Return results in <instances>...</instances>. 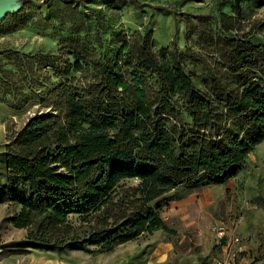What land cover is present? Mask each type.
<instances>
[{
	"label": "trees",
	"instance_id": "1",
	"mask_svg": "<svg viewBox=\"0 0 264 264\" xmlns=\"http://www.w3.org/2000/svg\"><path fill=\"white\" fill-rule=\"evenodd\" d=\"M186 1L200 0L174 4ZM226 4L238 14L234 0H212L208 14ZM218 16L219 70L197 76L174 44L152 53L147 35L138 47L122 40L111 58L96 60L85 45L68 48L70 58L42 54L35 67L17 52L0 53V102L13 111L31 101L39 107L0 150V202L19 206L8 222L25 230L16 244L108 251L144 232L172 231L160 212L184 188L235 175L264 138V42L251 20L237 32L240 19ZM43 67L56 81L36 84L32 71ZM74 73L86 74L79 89L66 79ZM71 214L84 230L70 225ZM256 252L250 263L264 264L261 234Z\"/></svg>",
	"mask_w": 264,
	"mask_h": 264
},
{
	"label": "rangeland",
	"instance_id": "2",
	"mask_svg": "<svg viewBox=\"0 0 264 264\" xmlns=\"http://www.w3.org/2000/svg\"><path fill=\"white\" fill-rule=\"evenodd\" d=\"M174 1L49 0L47 5L28 2L21 12L0 23V53L17 52L23 62L35 67L42 54L67 58L68 48L85 45V56L96 60L111 58L122 40L127 47H138L147 35L152 53L171 49L174 44L185 70L197 76L219 70L225 43L220 31L221 13L241 20L237 32H246V19L251 20L255 33L264 42V4L234 0L238 14L227 4L208 14L212 0L186 1L178 6ZM69 38L68 44L63 43ZM41 61L45 60L38 62ZM130 64L123 67L130 71ZM51 72L47 67L33 70L32 79L36 84L56 81ZM85 76L74 73L66 79L73 78L69 86L79 89L86 84ZM10 110L0 102V150L8 133L19 129L39 107L31 101L20 111ZM18 208L0 202V264H193L201 258L204 264H214L224 256L214 231L216 226H222L227 253L234 252L237 264H254L250 262L257 255L258 236H264V138L247 153L232 178L222 184L188 186L181 199L161 209L160 216L172 231L144 232L108 251L97 245L53 250L16 244L25 230L11 226L8 218ZM68 221L78 232L86 226L76 214L69 215ZM233 238L237 239L235 243H231Z\"/></svg>",
	"mask_w": 264,
	"mask_h": 264
},
{
	"label": "built area",
	"instance_id": "3",
	"mask_svg": "<svg viewBox=\"0 0 264 264\" xmlns=\"http://www.w3.org/2000/svg\"><path fill=\"white\" fill-rule=\"evenodd\" d=\"M214 231L218 237V240L221 241V244H220V250H221V253L223 252L224 256H222L223 258H218L217 260L214 261V264H237L235 258H234V252H228L227 253V249H228V243H227V240L224 239L223 241V236L224 234L222 235L223 233V228L222 226H216L214 228ZM237 241L236 238H233L231 240V243H235ZM230 242V241H229Z\"/></svg>",
	"mask_w": 264,
	"mask_h": 264
},
{
	"label": "water",
	"instance_id": "4",
	"mask_svg": "<svg viewBox=\"0 0 264 264\" xmlns=\"http://www.w3.org/2000/svg\"><path fill=\"white\" fill-rule=\"evenodd\" d=\"M26 2L42 5L44 0H0V22L7 14L19 11L22 5Z\"/></svg>",
	"mask_w": 264,
	"mask_h": 264
}]
</instances>
